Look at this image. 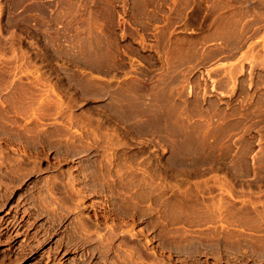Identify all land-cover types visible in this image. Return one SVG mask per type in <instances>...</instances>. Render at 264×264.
I'll return each mask as SVG.
<instances>
[{
  "label": "rangeland",
  "instance_id": "1",
  "mask_svg": "<svg viewBox=\"0 0 264 264\" xmlns=\"http://www.w3.org/2000/svg\"><path fill=\"white\" fill-rule=\"evenodd\" d=\"M0 264H264V0H0Z\"/></svg>",
  "mask_w": 264,
  "mask_h": 264
}]
</instances>
